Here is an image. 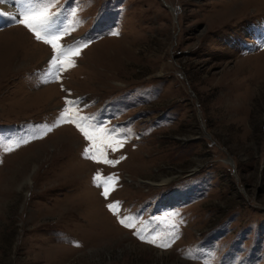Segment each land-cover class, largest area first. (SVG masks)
<instances>
[{"label":"rangeland","instance_id":"374dc122","mask_svg":"<svg viewBox=\"0 0 264 264\" xmlns=\"http://www.w3.org/2000/svg\"><path fill=\"white\" fill-rule=\"evenodd\" d=\"M15 7L0 0V26ZM57 13L62 47L88 42L58 81L50 45L0 27V264H264V0H56ZM66 98L125 141L103 149L114 167L58 126ZM97 173L118 178L107 199Z\"/></svg>","mask_w":264,"mask_h":264},{"label":"snow or ice","instance_id":"6c2138e0","mask_svg":"<svg viewBox=\"0 0 264 264\" xmlns=\"http://www.w3.org/2000/svg\"><path fill=\"white\" fill-rule=\"evenodd\" d=\"M16 2L21 5L16 16H12L10 19L16 25H22L29 32H31L37 41L43 42L44 44L50 45L53 50L54 55L49 59L50 71L48 75L55 80H59V74L62 71L67 70L68 67H74V63L71 58L78 56L80 54L82 47H87L88 42L84 41L82 45L77 44L76 46H64L62 47L59 41L69 33V27L63 26L62 23H58L59 13L53 15L50 14V9L56 3V0H47V2H40V0H16ZM73 17H76L77 13L75 11L71 12ZM113 35H118L117 32L111 33ZM65 104L68 106L61 111L63 115L58 120L59 124L63 123H73L75 127L83 134L85 139L90 142L91 147L86 148L84 151V158L94 160L96 163H104L109 166H115L120 161L119 160H109L104 152V147H110L112 151H117L119 147L123 146L124 140L117 138L118 134H114L113 131H109L106 128L99 127L91 123L89 117L85 116H69V111H74L78 106L79 101L65 99ZM52 131L51 128H45V134ZM42 138L39 135H33L30 139H21L17 141L14 145L5 147L6 152L14 150V148L20 147L22 144H27L30 140ZM101 139V144H97V139ZM121 159H124L123 157ZM94 183L97 187L103 188L102 195L105 199L108 198L110 193V185L112 190L114 186L118 183V178L109 175L107 178H103L99 173L94 176ZM118 204H109L108 208L116 214L115 209ZM171 215H178L173 213ZM127 218L121 219L119 222L122 226L131 228L134 225L126 222ZM175 227V225L173 226ZM137 237L145 243L153 244L157 247L168 248L171 246V242L157 243L158 234L141 235L139 232L134 233ZM174 239V233H173Z\"/></svg>","mask_w":264,"mask_h":264},{"label":"bare ground","instance_id":"6f19581e","mask_svg":"<svg viewBox=\"0 0 264 264\" xmlns=\"http://www.w3.org/2000/svg\"><path fill=\"white\" fill-rule=\"evenodd\" d=\"M8 4V3H7ZM7 8V7H6Z\"/></svg>","mask_w":264,"mask_h":264}]
</instances>
